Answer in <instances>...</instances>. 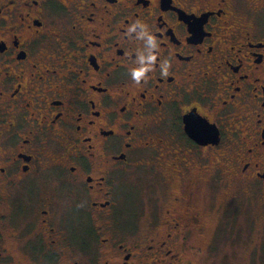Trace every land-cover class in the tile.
<instances>
[{
    "label": "flooded vegetation",
    "instance_id": "af4514ba",
    "mask_svg": "<svg viewBox=\"0 0 264 264\" xmlns=\"http://www.w3.org/2000/svg\"><path fill=\"white\" fill-rule=\"evenodd\" d=\"M238 192L264 211V0H0V264H197Z\"/></svg>",
    "mask_w": 264,
    "mask_h": 264
},
{
    "label": "rangeland",
    "instance_id": "374dc122",
    "mask_svg": "<svg viewBox=\"0 0 264 264\" xmlns=\"http://www.w3.org/2000/svg\"><path fill=\"white\" fill-rule=\"evenodd\" d=\"M129 178L131 186L120 193L122 196L134 197L137 177ZM221 193L222 203H226L233 195L229 190H223ZM121 199L122 197L120 202H124ZM237 200H241L243 207H247L249 212L246 208L247 213L240 209L235 220L228 219L229 222H223L222 233L214 243V251L204 259H199L197 264H264V211L255 204L253 208L248 206L245 195L241 192L237 193ZM125 206L132 211L131 205Z\"/></svg>",
    "mask_w": 264,
    "mask_h": 264
},
{
    "label": "snow or ice",
    "instance_id": "6c2138e0",
    "mask_svg": "<svg viewBox=\"0 0 264 264\" xmlns=\"http://www.w3.org/2000/svg\"><path fill=\"white\" fill-rule=\"evenodd\" d=\"M141 75H142V73H139V72L136 73V76H137V77H139V76H141Z\"/></svg>",
    "mask_w": 264,
    "mask_h": 264
}]
</instances>
